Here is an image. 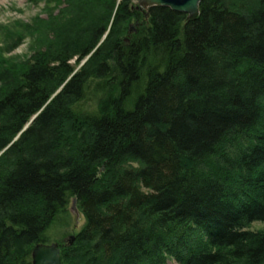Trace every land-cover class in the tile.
<instances>
[{
    "label": "trees",
    "instance_id": "trees-1",
    "mask_svg": "<svg viewBox=\"0 0 264 264\" xmlns=\"http://www.w3.org/2000/svg\"><path fill=\"white\" fill-rule=\"evenodd\" d=\"M28 2L0 23V264L74 198L63 264H264V0Z\"/></svg>",
    "mask_w": 264,
    "mask_h": 264
},
{
    "label": "rangeland",
    "instance_id": "rangeland-1",
    "mask_svg": "<svg viewBox=\"0 0 264 264\" xmlns=\"http://www.w3.org/2000/svg\"><path fill=\"white\" fill-rule=\"evenodd\" d=\"M41 6L31 5L28 0H0V23H8L14 19L21 18L28 20L40 12ZM28 41L13 51V54H25L28 52ZM60 219L48 231L50 241H64L70 234L79 231L85 224V217L78 209L72 210L69 206V216ZM262 222H254L252 228H260ZM168 264H178L175 260H169Z\"/></svg>",
    "mask_w": 264,
    "mask_h": 264
},
{
    "label": "water",
    "instance_id": "water-1",
    "mask_svg": "<svg viewBox=\"0 0 264 264\" xmlns=\"http://www.w3.org/2000/svg\"><path fill=\"white\" fill-rule=\"evenodd\" d=\"M203 0H138L139 5L148 10L153 6H162L170 8L173 11L187 14V19L198 18L200 14V4ZM135 30L133 25L130 26V33ZM77 199H73L72 210L77 211ZM76 239L75 233L70 234L65 240V244L71 245ZM60 242H40L32 250L33 264H63L61 256Z\"/></svg>",
    "mask_w": 264,
    "mask_h": 264
}]
</instances>
